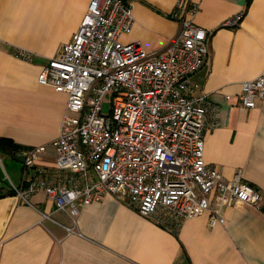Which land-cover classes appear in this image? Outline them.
<instances>
[{
  "label": "crops",
  "instance_id": "0c3cea01",
  "mask_svg": "<svg viewBox=\"0 0 264 264\" xmlns=\"http://www.w3.org/2000/svg\"><path fill=\"white\" fill-rule=\"evenodd\" d=\"M127 1L135 22L121 40L150 54L164 51L181 29L170 18L178 0ZM191 1L200 7L193 23L211 33L209 64L192 76L188 94L204 97L202 105L217 109L216 115L208 114L205 162L226 179L240 170L264 204V99L249 110L237 100L242 82L264 72V0ZM90 2L0 0V139L23 149L15 155L0 151V173H11L12 179V184L0 179V264H264V208L236 203L225 210L224 225L211 228L205 213L183 221L175 233L113 195L85 205L74 221L56 209L44 190L27 202L9 193L30 182L37 168L59 177L52 141L67 97L41 85L38 75L71 41ZM241 12L237 27L222 26ZM38 146L44 151L35 168L13 158ZM2 154L22 167L5 162Z\"/></svg>",
  "mask_w": 264,
  "mask_h": 264
},
{
  "label": "built area",
  "instance_id": "2783aa9c",
  "mask_svg": "<svg viewBox=\"0 0 264 264\" xmlns=\"http://www.w3.org/2000/svg\"><path fill=\"white\" fill-rule=\"evenodd\" d=\"M199 10L198 3L178 0L172 16L180 32L155 55L121 40L135 22L129 1L91 0L71 41L38 75L41 85L67 97L52 141L59 177L37 168L25 186H13L23 201L44 190L57 210L76 221L82 207L113 195L175 233L183 221L205 213L211 228L224 225L225 210L236 203L263 210L260 192L240 170L226 179L205 162L208 114L216 115L217 109L202 105L204 97L188 96L192 76L211 55V33L193 23ZM243 16L222 26L235 28ZM108 94L110 108L104 114ZM262 99L264 72L242 82L237 95L244 110ZM43 151L44 146L23 151L25 167L35 168Z\"/></svg>",
  "mask_w": 264,
  "mask_h": 264
},
{
  "label": "rangeland",
  "instance_id": "374dc122",
  "mask_svg": "<svg viewBox=\"0 0 264 264\" xmlns=\"http://www.w3.org/2000/svg\"><path fill=\"white\" fill-rule=\"evenodd\" d=\"M109 100H110V95L108 94L106 97V102L104 104V109H103L104 114L109 113V108H110ZM1 157L7 163H12L14 165H17L18 167H22L21 163H18L16 161L12 160V158H10V156H6L5 154H2ZM0 179H2V180L4 179V180L8 181L10 184H12L11 173H8L4 170H2V173H0Z\"/></svg>",
  "mask_w": 264,
  "mask_h": 264
},
{
  "label": "trees",
  "instance_id": "16d2710c",
  "mask_svg": "<svg viewBox=\"0 0 264 264\" xmlns=\"http://www.w3.org/2000/svg\"><path fill=\"white\" fill-rule=\"evenodd\" d=\"M251 0H248V2L250 3ZM173 14V13H172ZM170 16V18L173 19V16ZM23 149H21L19 146H17L11 139H7V138H1L0 139V151H7L9 153H11L12 155H15V153L21 151ZM9 193H15L14 189L11 188L9 189ZM3 194H0V197H2Z\"/></svg>",
  "mask_w": 264,
  "mask_h": 264
},
{
  "label": "water",
  "instance_id": "95a60500",
  "mask_svg": "<svg viewBox=\"0 0 264 264\" xmlns=\"http://www.w3.org/2000/svg\"><path fill=\"white\" fill-rule=\"evenodd\" d=\"M15 160L21 162V163H24V157L23 156H20V155H16L13 157Z\"/></svg>",
  "mask_w": 264,
  "mask_h": 264
}]
</instances>
